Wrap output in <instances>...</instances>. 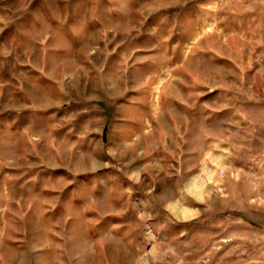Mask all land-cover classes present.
<instances>
[{"label":"rangeland","instance_id":"obj_1","mask_svg":"<svg viewBox=\"0 0 264 264\" xmlns=\"http://www.w3.org/2000/svg\"><path fill=\"white\" fill-rule=\"evenodd\" d=\"M0 264H264V0H0Z\"/></svg>","mask_w":264,"mask_h":264}]
</instances>
